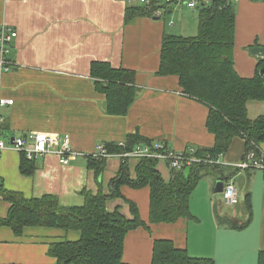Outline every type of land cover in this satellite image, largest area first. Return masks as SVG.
I'll return each instance as SVG.
<instances>
[{
  "label": "crops",
  "instance_id": "obj_1",
  "mask_svg": "<svg viewBox=\"0 0 264 264\" xmlns=\"http://www.w3.org/2000/svg\"><path fill=\"white\" fill-rule=\"evenodd\" d=\"M235 4V67L240 75L250 77L258 58L249 48L256 43L264 46V1L240 0ZM135 5L141 4L131 0H0V24L18 31L11 52L15 66L0 77V96L14 100L13 105L1 108L4 138L30 132L67 133L73 149L85 154L67 165L48 154L35 160L32 175H25L22 154L7 148L0 156L4 190L21 192L26 198L55 195L64 206H80L85 202L83 190L107 193L121 170L119 157L99 159L104 160L100 176L89 167V157L101 143L125 142L126 146L129 135L140 134L152 143L165 141L176 150L214 145L215 136L207 128L208 106L182 94L177 76L158 74L163 36L174 31L195 35L198 10L186 13V5L170 4L164 6L170 21L162 20L163 14L126 22L127 8ZM97 61L136 73L140 92L126 115L106 112L105 96L98 92L91 75L92 63ZM252 102L248 103V114L254 119L264 114V101L253 102V116ZM260 149L264 153V144ZM244 154V140L236 138L219 160L224 165L236 164ZM138 163L136 159L127 162L132 177ZM157 166L169 180L168 164L159 162ZM234 179H238L243 194H252L253 214L247 225L236 228L226 223L228 219L247 220L245 205L240 216L223 210V215H216V204L209 207L212 216L207 226H202L199 217L146 224L128 233L124 262L151 264L155 240L167 238L190 255L212 258L216 264H258L264 250V171H239ZM122 192L137 204L142 220L148 222L149 188L124 185ZM107 207H118L131 216L129 204L122 198L109 200ZM9 208L2 194L0 217L6 216ZM80 236L77 230L52 227H26L17 236L11 228L0 227V264H57V258L49 254L50 244Z\"/></svg>",
  "mask_w": 264,
  "mask_h": 264
},
{
  "label": "trees",
  "instance_id": "obj_2",
  "mask_svg": "<svg viewBox=\"0 0 264 264\" xmlns=\"http://www.w3.org/2000/svg\"><path fill=\"white\" fill-rule=\"evenodd\" d=\"M170 4H167V6ZM165 6V5H164ZM157 5H135L127 8L126 22L137 17H156ZM198 32L194 36L165 34L160 48L159 75H174L179 79L181 93L208 106L207 128L214 134L211 147L195 148V156L218 161L227 153L236 138L244 140L246 158L253 150L262 153L264 144V114L252 119L248 114L250 101H264V58L258 57L255 73L250 77L240 75L235 67L234 46L236 37L235 3L231 0H214L198 9ZM257 45V43L255 44ZM250 49V48H249ZM91 75L98 92L105 96V110L110 115H126L134 103L140 88L136 85L133 70L113 68L107 62H93ZM3 128V125H2ZM126 146L109 143L112 152L133 149L138 143H152L140 134L129 135ZM242 159V160H243ZM104 160L89 157V167L97 176L103 172ZM36 161L22 154L21 171L32 175ZM220 162V160L218 161ZM159 163V162H158ZM153 159H144L136 165L135 177L123 163L118 175L110 182L109 191L93 193L83 190L85 202L80 206H64L55 195L26 198L21 192L4 190L2 194L10 208L0 217V227H9L17 236L26 227H52L81 233L78 240L55 241L50 244L49 254L57 258V264H129L123 254L128 233L148 224H171L181 219H193L190 197L202 178L201 172L210 168L218 179H233L242 170L222 162L194 163L187 169H170L165 180ZM148 187L150 191L149 220H142L137 204L126 199L122 187ZM122 198L130 207L131 216L118 207L109 210V200ZM244 205L248 214L245 221L226 220L227 225L243 227L253 214L252 194L246 192ZM219 218V217H218ZM151 264H216L209 257H195L187 249L179 247L171 239H156ZM264 264V250L259 263Z\"/></svg>",
  "mask_w": 264,
  "mask_h": 264
},
{
  "label": "built area",
  "instance_id": "obj_3",
  "mask_svg": "<svg viewBox=\"0 0 264 264\" xmlns=\"http://www.w3.org/2000/svg\"><path fill=\"white\" fill-rule=\"evenodd\" d=\"M141 5H157L155 15L164 14V5L173 4L177 7L184 5L190 9H198L201 6H208L214 0H131ZM234 3L240 0H231ZM264 1V0H256ZM18 37V31L7 24H0V77L9 72L15 66V61L11 59V52L15 39ZM14 100L0 96V156L7 149L12 148L25 155L28 160H36L48 154L56 155L60 163L69 164L74 158L85 155L73 149L71 136L69 134H51L48 132H30L14 136L10 140L4 138L2 124L4 117L1 108L7 105H13ZM119 147H125V142H119ZM195 148L187 147L184 150H176L170 147L165 141L142 143L136 145L133 149L124 152H112L108 149L107 143H101L97 146V151L91 157L104 159L110 157H119L122 163H127L130 159L138 161L144 159H153L157 162L168 164L170 169H187L194 163H220L212 159H203L195 156ZM242 170L261 169L264 171V153L256 154L253 150L248 152L245 159L236 164H230ZM223 199L227 205L234 206L239 202L240 189L233 179L225 181L223 189ZM2 195V184L0 181V196Z\"/></svg>",
  "mask_w": 264,
  "mask_h": 264
},
{
  "label": "rangeland",
  "instance_id": "obj_4",
  "mask_svg": "<svg viewBox=\"0 0 264 264\" xmlns=\"http://www.w3.org/2000/svg\"><path fill=\"white\" fill-rule=\"evenodd\" d=\"M236 5L237 4H235V11H236ZM183 8H184L183 12H186V13H188L191 10L188 6H185ZM174 14L178 15L179 13L176 11ZM169 18H170V15H168V13H165L161 19L162 20L166 19L167 21H170ZM171 33L181 35L178 31H174ZM193 35L194 34H189L188 32L186 34V36H193ZM247 49L248 47H244V50H247ZM249 50L247 51L249 52ZM253 102L250 103V107L252 111L250 112L251 116L255 114V112L252 110ZM254 110L258 111L255 107H254ZM166 175L168 176V174ZM201 176L202 178L198 182L197 186L193 190L191 197H190V211H191L192 216L195 215L194 217L196 219L197 217L201 218V220L203 221L202 226L204 225L207 226L210 223L211 216H212V213L209 207H212L214 204H216V215H223L221 214V210H223V212H228V213L234 211L237 215L241 216V213H243V210H244L245 194H243V188L240 187L238 179L236 180L234 179V182L240 189V194H239L240 202L237 205L230 206L225 203L222 192L215 191L216 182L219 180L217 174L212 172L210 168H206L201 172ZM192 220H194V218Z\"/></svg>",
  "mask_w": 264,
  "mask_h": 264
},
{
  "label": "water",
  "instance_id": "obj_5",
  "mask_svg": "<svg viewBox=\"0 0 264 264\" xmlns=\"http://www.w3.org/2000/svg\"><path fill=\"white\" fill-rule=\"evenodd\" d=\"M250 52L254 56L264 58V46H260V45L252 46V47H250ZM12 139H14V138H12ZM224 184H225V180L219 179L216 182L215 191L216 192H223Z\"/></svg>",
  "mask_w": 264,
  "mask_h": 264
}]
</instances>
